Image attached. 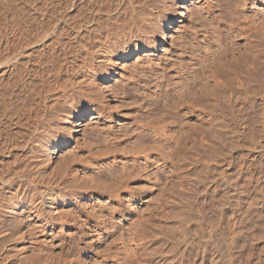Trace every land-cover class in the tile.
Here are the masks:
<instances>
[{
    "label": "clouds",
    "instance_id": "9594fccd",
    "mask_svg": "<svg viewBox=\"0 0 264 264\" xmlns=\"http://www.w3.org/2000/svg\"><path fill=\"white\" fill-rule=\"evenodd\" d=\"M0 264H264V0H0Z\"/></svg>",
    "mask_w": 264,
    "mask_h": 264
}]
</instances>
